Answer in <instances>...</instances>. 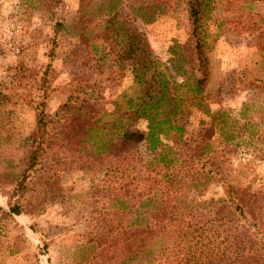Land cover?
Masks as SVG:
<instances>
[{
	"label": "rangeland",
	"instance_id": "obj_1",
	"mask_svg": "<svg viewBox=\"0 0 264 264\" xmlns=\"http://www.w3.org/2000/svg\"><path fill=\"white\" fill-rule=\"evenodd\" d=\"M128 37L138 61L174 82L204 77L200 97L178 91L181 132L162 140L173 166L150 177L151 153L123 145L103 174L55 137L17 201L24 213H0V264H264V0H0V174L29 154L38 104L54 133L74 108L98 117L135 96ZM202 109L236 119L235 140L210 134ZM124 127L145 132L135 117ZM7 181L0 175V209ZM153 214L155 242L105 257L113 224L128 231Z\"/></svg>",
	"mask_w": 264,
	"mask_h": 264
},
{
	"label": "trees",
	"instance_id": "obj_2",
	"mask_svg": "<svg viewBox=\"0 0 264 264\" xmlns=\"http://www.w3.org/2000/svg\"><path fill=\"white\" fill-rule=\"evenodd\" d=\"M152 20L153 17L147 21ZM126 44V56L134 60L131 64L134 72L133 83L136 86H141V88L138 87L134 97L126 96L122 105L114 103L110 112L104 111L98 117H92L85 110L73 107L74 109H72L63 130L54 131V133L51 129L52 120L45 116L43 104H38L34 113L33 127L27 138L31 145L29 154L18 169L0 174L7 177V183L11 184L9 191H3V195L6 197V209L1 208V214L19 216L24 213L22 206L17 201L27 191V183L31 179V174L40 170L43 162L48 158L50 142L55 137H60L63 143L66 142L71 145L80 163L87 168L90 165L103 174L111 171L115 165L118 167L114 161L110 168L112 161L109 159L111 152L115 148L120 150L123 145L141 144L146 152L151 153L152 157L144 165L150 177L154 176L153 172L156 170L157 164L167 168L173 166L175 158L172 157L173 154H170L167 147L162 146V140L167 138L170 133L181 132L177 120L185 96L178 91L184 89L190 99L193 96L200 97L204 77L202 75L200 79L194 80L192 83H190L189 78L180 83L174 82L171 77L165 75L166 70H157L156 61L143 63L137 60L133 38L128 37ZM204 47L205 43L202 41V37L196 34L195 48L198 58H202L201 51ZM199 65L203 67L204 61L202 59H199ZM150 67H152V71ZM249 107L251 105H241L238 113L240 119H243L241 116L247 112ZM202 111L209 117L208 132L210 134L217 131L226 143L235 140V136L227 132V129L235 124L236 119L231 118L223 111L213 113L207 109H202ZM126 117H135L144 121L145 132L126 130L124 127ZM229 131L231 132V130ZM122 158H124L123 154L116 153L113 155V160ZM107 161L109 162L107 163ZM116 170L114 169V173ZM198 184L200 183L197 178L190 179V186L197 188ZM150 191L151 189H146V195H149ZM113 201L122 210L126 208V202L120 199L118 195L114 197ZM113 226L115 234L106 246V258L113 252L124 254L132 252L138 242H142V239L153 243L158 235L156 233L162 232L160 221L156 219L155 214L141 223L138 222L133 225L128 231L117 230L116 224ZM152 237L154 238L152 239ZM102 260L104 259L102 258Z\"/></svg>",
	"mask_w": 264,
	"mask_h": 264
}]
</instances>
